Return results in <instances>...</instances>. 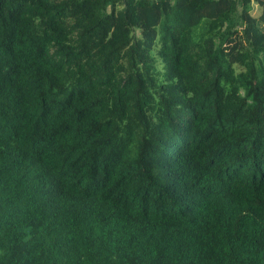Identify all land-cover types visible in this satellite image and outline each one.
<instances>
[{
  "label": "trees",
  "instance_id": "obj_1",
  "mask_svg": "<svg viewBox=\"0 0 264 264\" xmlns=\"http://www.w3.org/2000/svg\"><path fill=\"white\" fill-rule=\"evenodd\" d=\"M253 1L0 0V264H264Z\"/></svg>",
  "mask_w": 264,
  "mask_h": 264
},
{
  "label": "rangeland",
  "instance_id": "obj_2",
  "mask_svg": "<svg viewBox=\"0 0 264 264\" xmlns=\"http://www.w3.org/2000/svg\"><path fill=\"white\" fill-rule=\"evenodd\" d=\"M263 0H255L252 3L253 9H252V14L258 15L260 13V5L259 3L262 2ZM242 45V37L241 34L238 33L234 37H232L229 42L226 44L228 49L234 48V47H239ZM161 66V65H160Z\"/></svg>",
  "mask_w": 264,
  "mask_h": 264
}]
</instances>
